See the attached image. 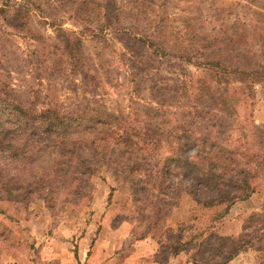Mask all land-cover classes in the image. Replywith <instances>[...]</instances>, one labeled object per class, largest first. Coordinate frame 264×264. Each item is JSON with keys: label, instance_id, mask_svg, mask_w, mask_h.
<instances>
[{"label": "rangeland", "instance_id": "obj_1", "mask_svg": "<svg viewBox=\"0 0 264 264\" xmlns=\"http://www.w3.org/2000/svg\"><path fill=\"white\" fill-rule=\"evenodd\" d=\"M0 97V264H264V0H0Z\"/></svg>", "mask_w": 264, "mask_h": 264}, {"label": "trees", "instance_id": "obj_2", "mask_svg": "<svg viewBox=\"0 0 264 264\" xmlns=\"http://www.w3.org/2000/svg\"><path fill=\"white\" fill-rule=\"evenodd\" d=\"M256 74H258V72L254 71L252 75H256ZM20 113L24 114V112L19 107H17L16 105H13V103L6 100V98L0 97V144L2 142L8 143L9 150H12L13 152H15V148H17L16 144L13 141L15 136L17 135V133L15 132L17 129L19 128L25 129V133L27 135L34 134L33 132L34 127L29 123L30 120H24L19 116L16 121L14 122L11 121V119L16 117V115H19ZM5 115L7 116L8 121H5ZM44 115L45 114L39 115L37 116V118L41 119V116H44ZM47 120H54V122L56 123L55 125L56 127V126H59V124L65 125L70 120V118L68 117L64 118V117L59 116L58 113L56 114L54 113V116L51 118H48ZM22 122L24 124H22ZM22 125L26 127L24 126L21 127Z\"/></svg>", "mask_w": 264, "mask_h": 264}]
</instances>
